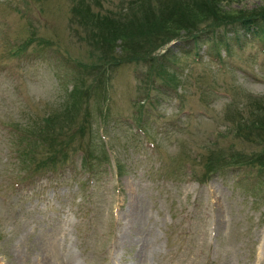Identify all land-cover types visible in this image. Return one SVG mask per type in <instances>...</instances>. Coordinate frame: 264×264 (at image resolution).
I'll return each instance as SVG.
<instances>
[{
    "label": "rangeland",
    "instance_id": "obj_1",
    "mask_svg": "<svg viewBox=\"0 0 264 264\" xmlns=\"http://www.w3.org/2000/svg\"><path fill=\"white\" fill-rule=\"evenodd\" d=\"M126 1L0 0V74L52 73L50 101L0 127V264H264V34L192 51L93 23ZM127 30L100 65L92 33Z\"/></svg>",
    "mask_w": 264,
    "mask_h": 264
},
{
    "label": "trees",
    "instance_id": "obj_2",
    "mask_svg": "<svg viewBox=\"0 0 264 264\" xmlns=\"http://www.w3.org/2000/svg\"><path fill=\"white\" fill-rule=\"evenodd\" d=\"M224 1L226 0H159L157 3L151 4L150 0H129V6H120L119 11H122L118 14L120 19H117L118 15L116 17L112 16L110 19H108L109 17H102L94 19L93 23H95L96 26L98 25L97 28L101 31L107 29V34L110 27H127L131 23L134 24V20H143L146 21V23H149L140 26L144 28H147L151 24L154 26L153 23H156L158 24L157 27L159 29L158 31L161 33V37L159 34L152 32L150 34L151 40L148 41L149 43H156L159 41L161 42L160 45H163V43L168 41H185L192 44V51H195L198 44H206L208 40H213V42L217 41L216 38L219 35L223 36L228 33L236 34L238 31H243L245 33L251 31V33L254 34L262 32V34H264L263 3L257 8L229 12L224 10L221 5ZM85 6L82 7L84 13L87 12ZM133 7L139 9V12L136 15H133L131 10ZM70 12L74 14L73 11ZM130 14L131 16H129ZM85 15L87 21L93 20L88 14ZM100 34L103 35L104 33ZM129 36H131V34L128 30L116 34L114 38L108 37L109 39L104 38L97 33H92L90 37H93L94 39H91V45L97 51V59L100 58V60H103L99 64L102 66L111 64V60H106L109 57H112L111 51L114 50V42H116V40H118L117 44L120 42L122 43L120 51H128L130 47L129 45L131 44ZM185 53L187 54L190 52L185 50L183 54ZM74 65L75 67L79 66L78 64ZM102 66L98 67V71L104 76L106 68ZM32 161H27V163L29 162L30 164ZM209 174L210 172L208 175Z\"/></svg>",
    "mask_w": 264,
    "mask_h": 264
},
{
    "label": "clouds",
    "instance_id": "obj_3",
    "mask_svg": "<svg viewBox=\"0 0 264 264\" xmlns=\"http://www.w3.org/2000/svg\"><path fill=\"white\" fill-rule=\"evenodd\" d=\"M48 80H41L39 73L31 71L22 80L8 74H0V127L23 126L30 118V108L50 101L47 91L52 73H46ZM6 144L0 140V145Z\"/></svg>",
    "mask_w": 264,
    "mask_h": 264
},
{
    "label": "bare ground",
    "instance_id": "obj_4",
    "mask_svg": "<svg viewBox=\"0 0 264 264\" xmlns=\"http://www.w3.org/2000/svg\"><path fill=\"white\" fill-rule=\"evenodd\" d=\"M38 257H39V256H38ZM38 257H37V258H38ZM21 258H22V257H21ZM24 258H25V257H24Z\"/></svg>",
    "mask_w": 264,
    "mask_h": 264
}]
</instances>
